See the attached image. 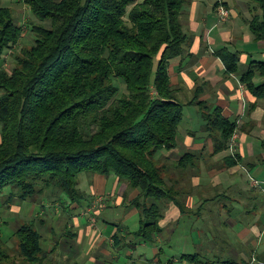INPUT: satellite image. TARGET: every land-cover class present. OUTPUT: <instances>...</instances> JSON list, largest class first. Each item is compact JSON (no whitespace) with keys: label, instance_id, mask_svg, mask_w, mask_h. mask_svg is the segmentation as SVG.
<instances>
[{"label":"trees","instance_id":"obj_1","mask_svg":"<svg viewBox=\"0 0 264 264\" xmlns=\"http://www.w3.org/2000/svg\"><path fill=\"white\" fill-rule=\"evenodd\" d=\"M241 1L250 9L253 39L264 40V0ZM21 3L36 18L29 22L34 41L15 54L10 71L3 64L4 56L18 45L23 26L16 22L11 7L0 6V194L7 190L9 200L25 201L37 195L44 198L49 191L46 196L66 199L70 207L74 203L84 207L91 196L79 187L82 174L113 175L118 185L127 187L128 198L137 191L126 204L139 215L132 234L153 243L163 231L160 221L170 203L178 207L179 219L193 211L162 158L163 152L178 144L184 107H200L202 130L205 139L212 140V154L229 149L237 130L236 121L223 116L220 107L200 101L198 93L182 101L171 83L170 65L190 55L193 36L186 26L190 1ZM219 54L225 72H240L237 53L222 49ZM241 73L245 86L254 95L264 96V82L252 81L257 75L264 77V61H252ZM199 157L187 151L171 167L178 168L185 180L187 172L199 167ZM241 163L238 152L223 157L227 168ZM39 228L31 218L13 232L18 254L32 264H43L46 257ZM112 238L115 247L124 248L119 228ZM8 251L0 232V264H12ZM253 254L264 262V252L248 249L245 256L219 257L217 263L252 264ZM196 255L181 258L192 260ZM208 263L207 259L196 262Z\"/></svg>","mask_w":264,"mask_h":264},{"label":"rangeland","instance_id":"obj_2","mask_svg":"<svg viewBox=\"0 0 264 264\" xmlns=\"http://www.w3.org/2000/svg\"><path fill=\"white\" fill-rule=\"evenodd\" d=\"M218 1L221 3V0ZM0 6L11 7L16 22L23 26L22 38L18 45L8 49L4 56L3 64L10 71L15 63V54H21V48L34 41V34L30 31L29 22L35 21L36 18L31 14L28 6L21 3V0H0ZM189 22L190 17L188 16L186 26L189 30L187 32L192 33L194 38ZM246 68V65L241 64L239 73ZM180 85L182 83L175 87L181 89L182 86ZM121 88L123 91L124 86L121 85ZM184 90L183 93L181 91L179 93L182 101H185L186 98H188L187 100L193 98L194 95L186 92L188 91L187 88ZM183 115L177 135L178 144L176 148L163 152L164 157L162 158L170 167L167 169L168 174L173 179L179 180L178 187L183 188V195L187 200L188 195L197 193V188L188 184L190 178L193 179L191 176L195 174V170L190 173L187 172L184 180L180 176L181 173L178 168L171 166L185 152H195L183 141L189 131L195 132L192 137L199 140L198 142L205 140L207 135L202 130L204 121L200 107L186 105ZM94 130L95 128L86 131V135H90ZM202 164L205 166L204 163ZM202 169L204 174L205 170ZM262 178L264 175L259 177L254 170L251 175L245 173L244 178L238 179L239 184H244L247 187V195L253 193V196H256V198L250 199H245L243 194L236 195L230 191L227 192L228 196L223 197L226 192L221 187L211 183L204 190L202 187L198 188L199 193L204 192L202 199H207L200 211L199 208L193 207V211L182 215L179 221H171L165 227L166 233L158 236L153 243L144 242L132 234L137 229L139 215L136 209L127 208L126 204L130 198L137 194V191L130 192L128 198L126 186L120 184L113 190L114 181L117 180L113 175L103 178L105 182L107 181L103 183V185L106 184L104 188L106 193H104L101 190L100 181L102 179L99 181L94 175L82 174L79 187L91 196L89 205L84 207H80L78 203H74L70 207L68 206L69 201L65 202L66 199L62 201L57 197L46 196L49 191L44 194V198L37 195L25 201L17 197L9 200V194L6 190L2 195L0 194V232L9 249L8 259L12 264H32L24 261L18 254L19 252L15 247L16 237L13 236L14 230L25 219L31 218L40 225L42 246L46 251L43 264H196L198 260L204 261V259L209 260L208 264H220L217 263L219 257L222 259L231 257V255L236 257L238 256L236 253L245 256L244 254L249 248L247 247L248 243H252L254 249H257L256 246L259 243H264V231L260 238L255 237L252 233L248 236L246 243L239 238L235 240L236 229L240 227L250 228L253 224H259L257 220L264 213V191L262 184H259ZM253 181L256 182L255 187L248 184V182ZM199 197L201 196L199 195ZM231 197H234L235 200H231ZM100 199L102 200L100 201ZM41 204H44L43 208L39 206ZM168 209L169 207L165 211V215ZM82 218L86 220H82ZM41 219H43V223L39 221ZM104 226L108 227V232L102 231ZM117 228L120 229V235H123L124 242L126 241L122 246L124 248L115 247L114 242L109 238L111 232ZM68 232H71L73 236H70ZM215 240L218 241L216 244ZM127 242H129L128 244L134 243L135 246H126ZM225 242L228 243L227 246ZM262 247L264 246L258 247V250ZM182 254L198 255L195 256L196 258L192 256V260H188L181 258ZM258 259L253 254L250 262L252 264L264 263Z\"/></svg>","mask_w":264,"mask_h":264},{"label":"crops","instance_id":"obj_3","mask_svg":"<svg viewBox=\"0 0 264 264\" xmlns=\"http://www.w3.org/2000/svg\"><path fill=\"white\" fill-rule=\"evenodd\" d=\"M189 1V23L190 30L194 33V38L189 50L190 55L184 58L182 62L177 60V62L170 65L171 83L173 86L182 83L180 85L182 86L181 89L177 87L179 93L180 91L183 93L185 91L184 88H187V93L192 95L198 93L200 101H206L220 107L223 116L231 121H236L237 130L229 149L217 154H212L213 145L210 138L201 142H198L199 140H196L191 134L184 138V143L189 145L188 147L193 148L199 154V159L201 160L199 167L195 170V174L191 176L193 179L190 178L189 183L186 181L192 187L197 188L196 194L188 196L186 204L191 208H198L200 205H204L205 202L202 199L204 192L199 193L198 188L202 187L204 190L210 183L221 187L226 192L223 197L228 196L227 192L230 191L236 193V195L243 194L245 199L256 198L253 193L247 195V187L244 184H239L238 179L240 177L244 178L245 173L246 175H251L254 170L259 177L264 175V150L262 144L264 141V96L254 95L245 86L240 80L242 73L225 72V63L222 61L219 51L225 49L228 52L237 53L239 65L244 64L248 67L252 61H264V40L256 41L253 39L248 24L250 9L244 1L221 0L224 7L229 9L230 15L226 20H222L216 10L218 9V5H216L219 2L218 0ZM252 81L255 85H259L264 82V77L257 75ZM234 152L240 153L242 163L230 168L225 167L223 165V157ZM202 168L205 170L204 174L202 173ZM94 176L99 181L104 178L103 175L99 174H94ZM102 180L100 181L101 190L106 193L104 191L106 184L103 185L105 179ZM255 183V181L248 182L252 187L256 186ZM259 184H262L264 191V178L261 179ZM117 186L118 181L115 180L113 190ZM230 199L235 200L234 197ZM82 220L86 219L82 218ZM174 220H180L179 210L177 206L170 203L165 217L160 221L164 230L161 234L166 233L165 227ZM263 221L264 213L257 220V223H259L257 225L259 226L253 224L250 228L240 227L236 229L235 240L239 238L246 243L248 236L252 233L255 237L260 238L264 231ZM105 230L108 232L107 226H104L102 231L104 232ZM115 231H110L109 238H111L112 242H114L112 236ZM225 245L227 246V244ZM262 245L264 246V243H259L256 246L257 249H254V245L248 243L247 247H252L251 249L254 253ZM259 250L261 253L264 252V247ZM237 255L238 258L242 257L241 254Z\"/></svg>","mask_w":264,"mask_h":264},{"label":"built area","instance_id":"obj_4","mask_svg":"<svg viewBox=\"0 0 264 264\" xmlns=\"http://www.w3.org/2000/svg\"><path fill=\"white\" fill-rule=\"evenodd\" d=\"M217 11H218V13H219V15H220V18H221L222 20H226V19L229 17V15H230V13H229V9L225 8L223 5H220V6L218 7ZM101 200H102V199H100V201H101ZM93 222H95V221H93Z\"/></svg>","mask_w":264,"mask_h":264}]
</instances>
